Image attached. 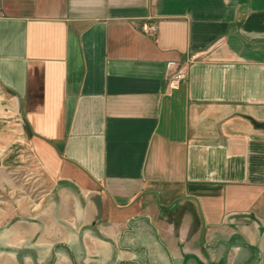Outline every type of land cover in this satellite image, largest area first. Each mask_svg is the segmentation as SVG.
I'll list each match as a JSON object with an SVG mask.
<instances>
[{"label":"crops","instance_id":"crops-1","mask_svg":"<svg viewBox=\"0 0 264 264\" xmlns=\"http://www.w3.org/2000/svg\"><path fill=\"white\" fill-rule=\"evenodd\" d=\"M6 111L0 264H264V0H0Z\"/></svg>","mask_w":264,"mask_h":264},{"label":"built area","instance_id":"built-area-1","mask_svg":"<svg viewBox=\"0 0 264 264\" xmlns=\"http://www.w3.org/2000/svg\"><path fill=\"white\" fill-rule=\"evenodd\" d=\"M167 69V80L171 87H177L181 79L184 77V72L179 69V64L176 61L170 60L166 62ZM2 121H0V129H2L3 124H12L14 118L9 113H6L1 116Z\"/></svg>","mask_w":264,"mask_h":264},{"label":"rangeland","instance_id":"rangeland-1","mask_svg":"<svg viewBox=\"0 0 264 264\" xmlns=\"http://www.w3.org/2000/svg\"><path fill=\"white\" fill-rule=\"evenodd\" d=\"M35 163H33L30 159L29 161L26 160L24 161V165H22V167L19 169L18 173L16 174V176L23 180L26 176H28L29 178H31V176H36L35 173ZM24 181V180H23ZM23 188L26 191V189L28 190V188L30 187L29 183L27 182H23ZM52 264H73L70 259L68 258V256H63V257H54Z\"/></svg>","mask_w":264,"mask_h":264}]
</instances>
